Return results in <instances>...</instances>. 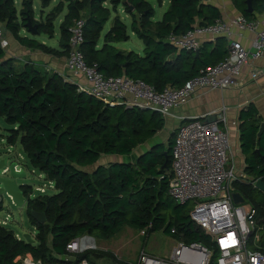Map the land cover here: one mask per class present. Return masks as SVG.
<instances>
[{
  "label": "trees",
  "instance_id": "16d2710c",
  "mask_svg": "<svg viewBox=\"0 0 264 264\" xmlns=\"http://www.w3.org/2000/svg\"><path fill=\"white\" fill-rule=\"evenodd\" d=\"M39 1L41 8H46L52 0ZM233 1L248 19L255 13H264V0H252V13L246 11L245 0ZM121 4L130 15L131 31L143 43L141 54L113 45L129 39L128 27L117 14L99 45L105 24ZM64 7L67 11L59 24L62 51L19 35L22 28L26 30L28 17L37 24L38 34L51 38L54 20ZM153 17L154 9L146 0H59L39 20L34 17L32 0H21L20 10L14 0H0V29L3 33L9 31L21 45L51 54L68 53V27L83 18L80 50L88 64L95 63L104 76L140 79L158 91L166 85L181 86L201 68L215 65L227 55L223 36L205 41L198 56L192 50H177L166 41L170 33H185L195 23L207 25L219 19L221 14L214 5L202 0H170L160 20L154 21ZM147 112L133 106L104 104L86 91L78 92L76 84L64 80L58 72L41 71L33 62L6 57L0 44V117L13 126L6 141L12 146L19 139L30 165L52 181L55 189L52 194L29 198L32 187L22 186L27 197L26 212L36 234L33 242H26L0 225V264H17L14 258L26 252L46 263L61 262L53 253H65L66 244L76 235L88 233L109 238L124 225L143 230L145 240L163 229L177 240L208 246L213 251L209 264H215L217 251L210 235L190 220L191 202L180 204L168 193L174 134L168 137L166 146L152 144L130 161L97 165L90 172L83 169L96 163L101 155L129 156L156 135L164 126V117L155 111L149 115ZM262 120L253 104L239 112V142L245 171L250 177L264 180V132L257 137ZM237 190L252 200L257 217L264 222V193L247 183ZM251 194L261 198H252ZM31 209L45 212L46 221L36 222L30 215ZM173 228L175 233H171ZM81 258L94 264H123L112 253L102 250L77 255L76 260Z\"/></svg>",
  "mask_w": 264,
  "mask_h": 264
},
{
  "label": "built area",
  "instance_id": "2783aa9c",
  "mask_svg": "<svg viewBox=\"0 0 264 264\" xmlns=\"http://www.w3.org/2000/svg\"><path fill=\"white\" fill-rule=\"evenodd\" d=\"M83 26L84 19L79 18L68 27L69 50L65 72L60 74L64 80L76 84V91H86L104 104L133 106L158 112L164 118L174 117L173 110L199 92L240 89L245 83L241 77L245 66H249L250 80L264 74V67L253 65V61L257 59L264 60V13L254 19H248L239 13L229 22L219 18L207 25L195 23L185 33L168 34L166 41L177 50L192 51L198 50L206 38L213 41L222 34L230 37L232 27L239 30V35L243 31H250L253 37L249 46L231 39L223 60L201 68L179 87L166 85L160 91L140 79L125 75L104 76L95 63L88 64L80 50ZM0 44L4 49L9 44L1 29ZM211 114L216 116V120L207 122L206 118ZM236 160L232 153L228 121L223 107L201 116L182 117L171 147L172 176L168 183V193L180 204L191 202L190 220L210 235L217 251L215 264H264V222L257 217L254 207L245 206L244 200L236 203L232 197L234 192H238L235 190V183H247L255 188V182L259 178L248 176L244 166L237 165ZM14 168L16 171L21 170L18 162ZM6 171L7 168H4L1 172ZM48 182V187L54 188L53 182ZM35 191L45 194L46 186H37ZM37 196L40 195L31 191L27 197ZM6 222L7 217L0 220V225H5ZM171 233H175L174 228ZM95 249H99L96 240L88 233H81L66 244L65 253H53L61 262L46 263L34 258L29 252L16 256L13 261L17 264H94L87 258L76 259L77 255ZM212 253L211 248L200 243L177 240L167 256L139 251L134 260L121 262L209 264ZM98 264L117 263L99 261Z\"/></svg>",
  "mask_w": 264,
  "mask_h": 264
},
{
  "label": "crops",
  "instance_id": "0c3cea01",
  "mask_svg": "<svg viewBox=\"0 0 264 264\" xmlns=\"http://www.w3.org/2000/svg\"><path fill=\"white\" fill-rule=\"evenodd\" d=\"M53 1L54 0H52L50 2L49 6H47L46 8H41L39 17H37L36 20H39L40 18L44 17V15L47 13L45 10L49 9V7H50V5H52L51 3ZM202 1L204 3H210V4L214 5L215 7H217L220 14H221L220 18L223 21L229 22L231 18H233L237 14L241 13L240 10L237 9L236 6L234 5L233 0H202ZM169 2H170V0H167V1L161 0V3H159V2L158 3L161 6L163 4H165L166 6L168 4V6H169ZM39 3H40V1H39ZM32 5H33V2H32ZM168 6H167V8H168ZM120 7L123 10L122 4L120 5ZM33 8H34V6H33ZM153 9H154V7H153ZM66 11H67V9H66V7H64L63 11L60 13L61 15L58 14V16L60 15L59 24L63 20ZM121 12H123V11H121ZM41 13H42V15H41ZM261 14H263V13H255L254 14L255 17L253 16L251 19L258 17ZM154 15H155V9H154ZM160 18H159V20H160ZM109 21H110V19H109ZM112 21H113V18L111 20V23L108 26V29L112 25ZM130 22H131V20H130ZM129 25H130V23H129ZM127 32H128V30H127ZM3 34L9 43L7 48L5 49L6 57H12L16 60L24 61V62L25 61L33 62L41 71H55L58 73H64L65 72V64H66L68 53L51 54V53L44 52L38 48L26 47L24 45H21L9 31L4 30ZM28 34H30V33H28L24 28H22L19 31V35H21V36H28ZM54 35H55V30H54V34L51 38L49 36H47L46 34H37L35 36H31V38L37 40L38 42H40V43H42L48 47H52V48H55L59 51H62L60 46H59L60 29H59L58 40H56L53 44H51L50 39H52L54 37ZM41 36H44L46 39L42 38L41 40H39L41 38ZM220 36H223L225 38L226 46H228L231 39L238 40L243 45L249 46L250 40L253 37V33L250 31H243V33H241V35H239V30L236 27H232L230 37H228L224 34H222ZM216 37H218V36H216ZM205 41H212V40H208L206 38V39H204L202 44ZM123 51H129V50H123ZM253 65L258 66V67H264V60L263 59H257L255 61H253ZM241 77L245 83L241 86L240 89L227 88V89H222V90L216 89V90L199 92V93L195 94L194 96H192L188 102H186L185 104L181 105L178 108H175L173 110L174 117H172V116L171 117H165L164 120H166V122H167V129L166 130L170 131V134L172 135L175 133L176 128H177L178 124L180 123V119L182 117L201 116V115L211 113L213 110L220 109V107H223L225 109V114H226L227 121H228V131H229L232 153L234 154V156L237 159L236 160L237 165H240V167L244 166V170H245L244 156L240 150L238 116H239L240 110L243 107H245L248 104H253L255 106L258 114L263 118L262 121H264V74H260L255 80H250L249 79V66H245L242 70ZM78 80H80V79H78ZM233 122H235V124H233ZM152 138H150V139H152ZM155 143H163L164 144L163 141H156L153 144H155ZM123 157L124 156L109 155V154L108 155H101L96 163L84 166L83 169L87 172H90V171L94 170L95 166H97V165H105V164L112 162V161H123L124 160ZM124 226H129V225H124ZM124 226L120 227L118 229V231L113 236H115L120 231V229L123 228ZM130 227H132V226H130ZM132 228H134L138 231V233L136 234L137 236H140V235L144 236L143 230L137 229L135 227H132ZM126 232L129 234H133L134 231H133V229H128V227H127ZM111 237H109V238H111ZM109 238H105V239H109ZM172 240L173 241L171 243L173 246L175 241H177V239L174 238ZM140 245L141 244L138 245L139 251H146L147 253L152 254V255H156V256H167L170 253L171 248H172V246H171L170 250L162 253V252H155L154 250H151L150 248L141 249ZM98 247L102 251H108V252L112 253L116 259L117 258L123 259L119 253V247L117 246V243H115V242H109L107 240H102L100 242V244L98 245ZM139 251L137 252V254L139 253ZM136 256H135V258H136ZM125 260H129V259H125ZM125 260L123 259L121 261H125Z\"/></svg>",
  "mask_w": 264,
  "mask_h": 264
},
{
  "label": "rangeland",
  "instance_id": "374dc122",
  "mask_svg": "<svg viewBox=\"0 0 264 264\" xmlns=\"http://www.w3.org/2000/svg\"><path fill=\"white\" fill-rule=\"evenodd\" d=\"M59 0H54L50 5L49 9H46V12H49L58 2ZM155 9V15L153 17L154 21L159 20L161 17L162 13L166 10L167 6L163 4L162 6L159 5L157 0H147ZM167 1V0H164ZM15 2V7L19 10L21 7V0H14ZM33 2V10H34V17L35 19L39 17L40 11H41V6L39 3V0H32ZM109 6V3H106ZM123 11V12H121ZM117 14L119 15L120 19L123 20L126 25H127V30L129 34V39L127 41H122V42H117L114 43V45L119 49V50H132L136 53L141 54L142 49H143V43L142 41L137 37V35L131 31L129 23H130V15H128L120 5L117 8L116 13L112 12L110 16V21L105 24L103 31L101 32V37L99 39V45L102 43V37L104 33L108 30V26L111 23L112 18L114 15ZM61 15V14H60ZM60 15L54 20V30H55V35L52 39H50V43L53 44L56 40H58V35H59V18ZM1 25V23H0ZM22 33V32H21ZM33 35L28 34V37H31ZM46 39L44 36H41V39ZM151 113L150 110L146 113L149 115ZM13 128L12 125L7 124L2 117H0V159L7 158L9 161H15L18 162L20 165V168L25 172L26 176L22 179H18V183H26L28 186L32 187V191L35 195H45V194H52L55 189L54 188H49V182L45 178V175L39 170L33 168L27 157L25 156L21 144L19 142V139L16 141L14 145H9L6 141V136L9 134V129ZM167 129V122L165 120L163 128L152 138L146 141L145 143L141 144L140 146L136 147L131 155L129 156H124V160H132L135 158V156L144 151L145 149H148L151 147V145L156 142V141H163L164 145H167L168 143V137L171 135L170 131L166 130ZM170 134V135H169ZM236 184V186H235ZM235 190L238 191L237 189L239 188V185L242 183H235ZM46 186V192L45 194H39L38 191H35V187L37 186ZM251 186V185H250ZM252 187V186H251ZM244 197V202L243 204L245 206H252V200L241 194ZM252 198L256 196L257 199L261 198V195H255L254 196L251 194L250 195ZM0 220H3L7 217V222L5 223V227L11 229L16 237L23 238L24 234H30V236L34 239V236L36 234V229L35 227L29 222V218L26 212V207H27V201L25 204L22 206H16L14 205L11 200L6 196L3 195L2 202H0ZM191 206H189V209ZM128 229H133V234H129L126 232ZM138 231L130 226H124L123 228L120 229V231L115 235L112 236L109 239L102 238L98 235H91L97 242V245L100 244L102 240H107L109 242H115L117 243V246L119 247V253L122 256V258L129 259V260H134L135 256L137 255V252L139 251L138 245H140L141 249L145 248H150L151 250H154L155 252H166L170 250L172 246V239L174 237L166 234L163 229L153 232L147 240L144 239V236H137L136 234ZM49 239V238H48ZM145 240V241H144ZM98 252L100 249H95V250H89L87 253L91 252ZM123 259H118L117 261L121 262Z\"/></svg>",
  "mask_w": 264,
  "mask_h": 264
},
{
  "label": "water",
  "instance_id": "95a60500",
  "mask_svg": "<svg viewBox=\"0 0 264 264\" xmlns=\"http://www.w3.org/2000/svg\"><path fill=\"white\" fill-rule=\"evenodd\" d=\"M246 3V11L249 13L253 12L252 0H245ZM26 31L31 35L35 36L38 34L37 32V24L31 23L30 19L26 17L25 22ZM195 55L198 56V50H195ZM9 58V57H8ZM216 116L211 115L206 118L207 122L215 121ZM264 132V121L259 124L257 137H259ZM257 153L258 149L255 150ZM163 155L165 157V162L168 160L167 149L163 151ZM15 161H9L7 158L0 159V202H2L3 195H6L11 202L16 206H22L26 203L27 199L24 195V191L22 190L23 185H27L26 183H18V179H22L26 176L25 172L21 169L16 171ZM165 164V163H164ZM7 168V171L2 173V169ZM255 188L264 193V180L257 179L255 182ZM234 202H243V197L238 192H234L233 195ZM31 217L39 223H44L46 221L45 212L35 211L33 209L30 210ZM23 238L26 242H33L34 239L30 236V234H24Z\"/></svg>",
  "mask_w": 264,
  "mask_h": 264
}]
</instances>
